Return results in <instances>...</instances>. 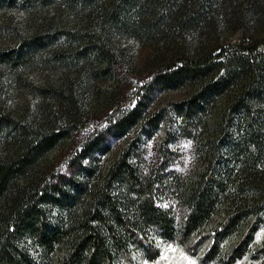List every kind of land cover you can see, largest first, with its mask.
Here are the masks:
<instances>
[{
  "label": "trees",
  "instance_id": "16d2710c",
  "mask_svg": "<svg viewBox=\"0 0 264 264\" xmlns=\"http://www.w3.org/2000/svg\"><path fill=\"white\" fill-rule=\"evenodd\" d=\"M99 1L83 0L80 5L95 9ZM213 1L200 0L197 10L183 24L198 28L206 20ZM17 2L0 0V6L11 7ZM139 4L140 0L114 2L110 17L125 33L132 31L131 25L142 13ZM172 13L170 8L164 9L161 20L168 22ZM137 24L132 31L135 35L158 25L143 28ZM97 40L100 38L96 32L56 30L23 40L25 45H33L30 54L16 52L6 58L12 67L25 68L34 59L31 53L54 42L85 43L72 53L71 61L85 62L91 58L98 66L104 65V74L114 62L113 55ZM263 47L264 40L246 45L241 42L228 51L197 60L181 58L178 64L159 72L144 88L141 99L132 108L119 110L108 126L110 129L113 125L114 133L123 138L137 127L142 134L149 135L163 126L159 165L147 166L140 158L139 134L121 151L100 184L87 192L88 200L78 213L77 200L84 196L81 195L90 180L86 175L80 179L85 182L73 180L66 191L56 186L34 191L17 186L40 160L76 133V124L67 120L64 125L41 130L0 117V129L4 127L20 144L13 157L0 160V200L7 199L9 209L6 215L0 214V264H120L121 256L128 255L137 240L147 241L150 232H157L169 242L176 238L181 243L203 238L209 243L205 264L216 259L232 264L241 259L264 221ZM185 85H198L188 100L149 113L155 92ZM221 97L226 102L219 122L209 128L212 134L208 144L199 146L196 134L206 128L213 104ZM101 135L96 132L74 162L103 149L105 140ZM182 139L195 141V153L203 157V169L196 174L183 176L170 169L176 159L171 145ZM83 171L91 173L89 169ZM231 198L237 199V203ZM164 202L170 205L165 206ZM174 202H180L178 205L184 210H175ZM48 207H56L58 215L52 216L53 210ZM179 211L184 212L180 218ZM219 215L222 218L217 220ZM232 236L238 237V241L229 254L223 255V243ZM154 251V256L148 255L149 261L158 255Z\"/></svg>",
  "mask_w": 264,
  "mask_h": 264
},
{
  "label": "rangeland",
  "instance_id": "374dc122",
  "mask_svg": "<svg viewBox=\"0 0 264 264\" xmlns=\"http://www.w3.org/2000/svg\"><path fill=\"white\" fill-rule=\"evenodd\" d=\"M82 1L18 0L14 6H0V117L13 118L41 130L64 125L67 120L77 126L76 133L40 160L17 186L30 191L56 186L66 191L73 180L75 183L85 182L80 179L86 175L90 180H87L88 186L81 195L86 197L77 200L76 213L88 200L87 192L100 184L121 151L139 134L140 158L147 166L159 165V148L164 141L163 126L149 135L142 134V129L137 127L127 138L114 133L113 125L110 129L108 127L119 110L132 108L137 99H141L144 88L159 72L169 65L178 64L181 58L197 60L228 51L241 42L246 45L264 40V0H215L208 9L206 20L198 28L187 26L183 21L186 22L197 10L200 0H140L142 13L139 21H135L143 28L154 23L158 25L151 31L146 28L149 32L143 34L135 32L137 35L133 33L136 22L131 25L133 32L125 33L111 19L116 0H100L95 9L80 5ZM169 8L174 13L165 23L160 15ZM56 30L96 32L100 38L96 42L113 55L114 62L107 73L101 71L103 64L98 66L91 58L85 62L71 61L72 53L79 46L84 47L85 43L55 45L54 42L31 53L34 59L25 68L17 69L8 64L6 56L32 52L33 45H25L23 40ZM197 89L198 85H185L176 90L155 92L148 111L156 113L162 107H174L188 100ZM225 102V97L214 102L206 128L196 134L195 141L198 139L199 146L208 144L212 134L209 128L217 126ZM96 132H101L105 140L103 149L93 152L85 160L74 162L83 145L90 138H95ZM195 141L182 139L172 143L176 159L171 170L187 176L203 169V157L196 155ZM19 148V142L1 127L0 160L13 157ZM83 169H89L91 173L87 174ZM56 197L60 199L58 192ZM232 202L237 203V199ZM179 203L174 202L172 206L176 205L175 210H184ZM165 204L169 206L170 202ZM7 205V199L0 200V214L8 213ZM48 210H53L52 216L58 215L56 207H48ZM178 214L180 218L184 212L179 211ZM221 218L219 215L217 220ZM142 240L131 246L128 255L121 256L120 264H205L203 260L209 243L201 237L185 243H181L179 238L169 242L160 238L157 232H150L148 240ZM237 241L236 236L225 241L222 254H229ZM263 249L264 221L248 252L232 264H264ZM154 250L158 255L149 261L148 255L154 256ZM34 254L30 251V255L36 258ZM222 260L207 264H223Z\"/></svg>",
  "mask_w": 264,
  "mask_h": 264
}]
</instances>
